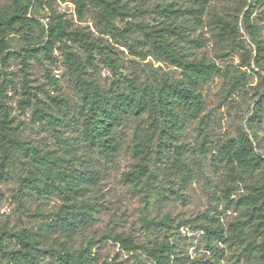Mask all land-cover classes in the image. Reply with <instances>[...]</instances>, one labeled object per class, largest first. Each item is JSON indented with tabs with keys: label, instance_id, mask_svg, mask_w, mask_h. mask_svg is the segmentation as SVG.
I'll return each instance as SVG.
<instances>
[{
	"label": "rangeland",
	"instance_id": "1",
	"mask_svg": "<svg viewBox=\"0 0 264 264\" xmlns=\"http://www.w3.org/2000/svg\"><path fill=\"white\" fill-rule=\"evenodd\" d=\"M170 1L121 0L132 14L136 11L138 14L117 18L113 28L98 16L99 9L92 5L80 20L71 0H0V13L9 17L20 10L38 22L37 26L24 30L16 27L7 36L8 51L0 63V100L8 111L14 137L25 148L34 149L38 155L46 152L61 155L69 151L78 158H90L98 173L87 196L96 208L95 221L70 241L59 239L73 254L86 248L92 258L90 264H155L142 248L128 251L112 239L119 234L140 247L168 242L173 247L172 257H182L183 264H202L207 260L213 264H258L259 253L246 248L248 243H256L255 238L250 236L239 242L230 238V234L233 223L242 218L236 201L249 191L251 183L264 176V73L252 62L246 65L243 50L232 48L229 42L217 41L212 19L220 17L237 22L241 45L253 57L254 46L241 16L251 10L250 19L264 45V0H210L199 21L187 15L175 20L187 28L183 46L191 58L205 57L220 69L202 87L201 115L205 116L207 125L208 152L197 150L198 121L186 123L179 137L185 168H177L170 158L162 160L152 153L149 172L153 176L133 185L124 182L122 175L139 163L140 155L132 152L133 134L137 127L142 130L147 127V116L130 119L117 130L119 150L113 161L90 148L82 136V104L76 87L80 73L103 91L111 83L113 73L121 82L129 78L144 86L180 78L178 69L161 63L151 52L146 57L132 54L123 39L126 36L135 44L141 40L135 24L160 23L164 19L155 8ZM174 1L186 6L183 1ZM54 16L60 18L68 31H80L94 45L102 46L114 68L98 49L92 51L96 66H89L82 43L66 38L63 43L55 41L47 53L45 36L49 26L54 25ZM192 39H198L200 44H190ZM66 52L74 56L66 57ZM53 97L63 98L67 108L57 106ZM36 106L45 112L42 118L35 114ZM256 110L259 115L254 118ZM50 115L62 120L55 131L48 119ZM242 136L248 137L261 156L263 167L231 182L226 165L216 159L217 148L226 140ZM150 144L153 147L154 142ZM29 156L21 146L7 148L5 152L0 148V239L6 251L20 248L12 234L37 232L51 221L61 205L57 197L44 198L36 195L32 186H22L28 174L35 177L37 185L44 181L45 168L32 162ZM165 217L168 220L164 226L154 228L148 224L150 220L159 222ZM204 225L219 229L224 240L207 236L201 228ZM211 246L215 251L210 250ZM54 248L59 249L58 245ZM40 256V264H58L49 253ZM0 264L35 263L12 260L0 252Z\"/></svg>",
	"mask_w": 264,
	"mask_h": 264
},
{
	"label": "trees",
	"instance_id": "2",
	"mask_svg": "<svg viewBox=\"0 0 264 264\" xmlns=\"http://www.w3.org/2000/svg\"><path fill=\"white\" fill-rule=\"evenodd\" d=\"M39 2L41 0H35ZM76 14L83 19L89 5L99 9L98 16L113 28V22L117 18L133 17L126 3L121 0H71ZM186 3L185 7L178 1H170L167 5L156 6L155 12L163 17V21L156 25H148L142 22L136 23V29L142 39L135 43L125 36L124 43L128 50L139 57L153 54L161 63L180 71V78H167L162 83L152 82L148 86L137 83L133 79L126 78L121 82L115 77L106 91L101 90L89 77L79 74L76 81L77 91L81 100L82 136L86 144L98 151L108 161H113L118 150L119 143L116 139L117 130L130 120H140L147 116V127L142 130L138 127L133 134L134 143L132 152L140 155V160L130 171L122 175L124 182L137 185L141 180L152 177L149 172L151 154H156L160 159H171L172 165L177 168H185L181 158L182 144L179 137L186 123L198 121L197 150L201 153L208 152L207 129L204 110V98L202 87L220 73L215 63L209 62L205 57L191 58V53L186 51L183 42L187 38V28L178 25L176 18L184 15L191 16L199 21L210 0H180ZM249 9L241 16V22L248 32L254 46V55L245 52L241 45L237 22L214 17L216 39L220 43L229 42L232 48L243 50L242 58L247 60L246 65L252 62L255 67L264 73V45L258 39L256 25L250 19ZM54 25H50L46 31V43L44 50L49 53L55 41L64 42V38L82 43L87 55L89 66L95 67L92 61L93 49H98L99 54L114 68L113 61L105 53L102 46L94 45L88 36L80 31H68L65 24L58 16L52 17ZM238 21V19L236 20ZM38 22L27 17L25 12L18 10L11 16L0 13V63L8 51L7 36L16 27L21 30L31 26H37ZM190 44H200L198 39H192ZM106 48V47H105ZM143 49H146L144 51ZM66 57L74 56L71 52L65 53ZM2 87L0 88L1 92ZM52 101L57 106L67 108L68 104L63 98L53 97ZM0 148L3 152L13 146H21L23 152L28 153L32 162L44 167V181L37 185L35 177L28 174L22 183L26 188L32 186L33 192L42 197L52 196L61 200V205L50 222L43 224L37 232L22 231L12 234L20 248L6 251L0 239V252L8 255L12 260H31L40 264L41 254L49 253L55 257L58 264H90L92 258L87 249H81L73 254L65 243L59 241L64 238L70 241L76 234L87 228L96 217L95 206L88 200V192L97 178L98 173L91 165L90 158H78L69 151L61 155L46 152L43 155L32 148H25L24 143L18 141L12 133L10 119L6 106L0 100ZM35 114L42 118L45 112L36 106ZM256 110L254 118H257ZM53 131L62 120L56 116H48ZM150 142H154L151 147ZM7 158V155H5ZM216 159L226 165L231 182L239 176L250 175L255 170L263 167V161L258 155L250 140L246 136L238 139H229L217 148ZM3 165L6 159L2 158ZM73 164L78 167L75 168ZM249 191L241 196L235 203L242 212V218L233 223L230 238L243 242L253 236L256 243H248L246 248L256 251L260 255V262L264 264V176L258 182L249 186ZM228 192V190H226ZM229 194V193H228ZM228 202L229 198H228ZM167 217L161 221H149L152 227L164 226ZM207 236H216L224 240L222 233L217 228L201 227ZM57 235V236H55ZM112 239L120 243L128 251L143 249L155 264H183L182 257L174 256L173 247L168 242L155 243L153 246H139L133 244L128 238L116 234ZM58 245L59 249H55ZM215 251L213 246L209 247ZM42 252V253H41ZM189 264H195L190 262ZM202 264H213L209 260Z\"/></svg>",
	"mask_w": 264,
	"mask_h": 264
}]
</instances>
